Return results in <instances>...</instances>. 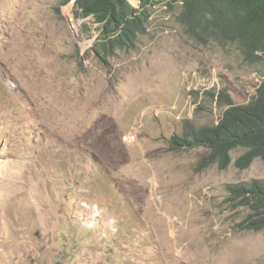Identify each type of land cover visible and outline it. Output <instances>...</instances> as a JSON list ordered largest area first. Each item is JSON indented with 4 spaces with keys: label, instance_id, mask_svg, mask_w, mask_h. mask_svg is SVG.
<instances>
[{
    "label": "rangeland",
    "instance_id": "obj_1",
    "mask_svg": "<svg viewBox=\"0 0 264 264\" xmlns=\"http://www.w3.org/2000/svg\"><path fill=\"white\" fill-rule=\"evenodd\" d=\"M74 4L0 0V264H264L227 192L264 182V160L203 168L208 149L171 144L219 123L221 93L249 103L264 61L186 35L174 0L104 61Z\"/></svg>",
    "mask_w": 264,
    "mask_h": 264
},
{
    "label": "trees",
    "instance_id": "obj_2",
    "mask_svg": "<svg viewBox=\"0 0 264 264\" xmlns=\"http://www.w3.org/2000/svg\"><path fill=\"white\" fill-rule=\"evenodd\" d=\"M73 0H65V4ZM139 8L128 0H75L77 19L91 17L97 25V48L106 61L118 50H134L139 37L146 34L151 8L163 0H137ZM182 5L179 23L186 35L199 43L217 41L236 44L246 63L264 61V0H174ZM105 55V57H104ZM220 106L226 107L219 123L200 128L186 123L181 135L174 136L175 149L204 147L203 168L218 164L227 169L232 152L244 153L236 160L239 169H247L257 159L264 160V81L251 101L237 105L227 93H221ZM228 201L248 210L243 224L249 230L264 229V182L227 186Z\"/></svg>",
    "mask_w": 264,
    "mask_h": 264
},
{
    "label": "clouds",
    "instance_id": "obj_3",
    "mask_svg": "<svg viewBox=\"0 0 264 264\" xmlns=\"http://www.w3.org/2000/svg\"><path fill=\"white\" fill-rule=\"evenodd\" d=\"M79 20H84L85 22L88 21V20H91V17L89 18H84V19H79ZM94 25V24H93ZM97 26V25H96Z\"/></svg>",
    "mask_w": 264,
    "mask_h": 264
},
{
    "label": "bare ground",
    "instance_id": "obj_4",
    "mask_svg": "<svg viewBox=\"0 0 264 264\" xmlns=\"http://www.w3.org/2000/svg\"><path fill=\"white\" fill-rule=\"evenodd\" d=\"M73 21V20H72Z\"/></svg>",
    "mask_w": 264,
    "mask_h": 264
}]
</instances>
